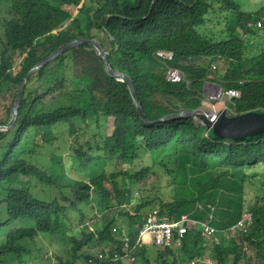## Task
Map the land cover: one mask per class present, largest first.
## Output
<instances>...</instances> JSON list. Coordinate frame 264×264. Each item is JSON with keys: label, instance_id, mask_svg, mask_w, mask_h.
<instances>
[{"label": "trees", "instance_id": "trees-1", "mask_svg": "<svg viewBox=\"0 0 264 264\" xmlns=\"http://www.w3.org/2000/svg\"><path fill=\"white\" fill-rule=\"evenodd\" d=\"M215 20L225 33L218 39L200 31ZM79 37L102 42L111 66L132 78L148 119L201 106L212 80L238 89L225 100L230 114L264 110V6L0 0V124L30 68ZM159 49L173 58L157 57ZM169 66L190 83L167 80ZM46 152L47 163L28 160ZM145 157L151 163L134 169ZM262 174L264 135L213 137L192 117L147 123L128 85L81 44L29 77L15 126L0 131V264H38L42 235L67 243L72 259L61 264H137L122 257L124 236L134 242L149 214L195 223L180 245L149 254L144 244L141 264H264ZM246 212L251 221L234 227ZM201 222L221 230L220 244L206 240ZM93 245L103 259L91 256Z\"/></svg>", "mask_w": 264, "mask_h": 264}, {"label": "water", "instance_id": "water-1", "mask_svg": "<svg viewBox=\"0 0 264 264\" xmlns=\"http://www.w3.org/2000/svg\"><path fill=\"white\" fill-rule=\"evenodd\" d=\"M92 44L96 49L97 53L101 56L104 67L107 73L123 82H125L131 92L134 103L140 113L141 118L147 122L155 121H165L177 117H192L200 124L207 127L209 133L213 137H227L230 139H248L256 136L264 135V110L257 108L253 110H248L242 113L230 114L227 108H222L217 111V118L212 121V112L210 108L199 106L192 110H181L179 112H174L166 114L160 118L148 119L145 116L144 109L139 100L136 87L133 83L132 78L125 72L120 70H115L109 61L108 53L109 51L103 46L102 42L97 37H79L66 42L52 51L49 55L38 61L33 67L30 68L26 76L24 77L14 99L11 107V114L8 122L6 124H0V131H6L13 128L17 122L18 111L25 91V86L29 77L37 72L38 70L45 67L49 62L55 60L56 58L62 56L67 50L77 48L81 44ZM221 86V85H220Z\"/></svg>", "mask_w": 264, "mask_h": 264}, {"label": "built area", "instance_id": "built-area-1", "mask_svg": "<svg viewBox=\"0 0 264 264\" xmlns=\"http://www.w3.org/2000/svg\"><path fill=\"white\" fill-rule=\"evenodd\" d=\"M257 22L258 24L260 23V21ZM155 55L165 60H171L173 58V53L165 49L157 50L155 52ZM166 78L171 82H185L187 85L189 84V80L186 78L184 71L172 66H169L167 68ZM204 88L209 92H213L214 90L219 89L217 96L218 98L231 99L239 96V91L235 88H229L226 90L213 83H206ZM216 118L217 114L215 112H212L211 120L214 121ZM250 221L251 215L250 213L246 212L243 215L242 219L239 220V222L235 226L241 227ZM190 223H195V221L190 219L186 215H184L179 221H173L169 219L159 218L154 214H149L146 220L143 222L142 226L138 229V234L134 242H131L127 237L124 238V254L122 255V257H126L131 261H134L136 259L135 252L144 245L143 238L145 235L151 236L153 243L161 248L175 246V244L180 245L181 240L184 238L185 233L189 229ZM202 229L203 233L207 237L214 236L217 232L216 228L206 223H202ZM215 242H219L218 237L215 238ZM96 255L99 258H103V254L101 252H97ZM115 257L118 258L119 254L115 253ZM89 261L92 262L93 260L90 259Z\"/></svg>", "mask_w": 264, "mask_h": 264}, {"label": "rangeland", "instance_id": "rangeland-1", "mask_svg": "<svg viewBox=\"0 0 264 264\" xmlns=\"http://www.w3.org/2000/svg\"><path fill=\"white\" fill-rule=\"evenodd\" d=\"M243 2V4H245L247 7L252 8L254 10H256V8L260 7V6H264V0H241ZM75 12H77V10H75ZM260 21V20H258ZM261 23V22H260ZM260 23L258 24V22L254 23L253 25L258 26L260 25ZM204 29V32L210 36H213L214 38L218 39L221 36H223L225 33L222 32L223 29V24L218 22V21H214V24H211L210 26H208L207 28H201L200 31L202 32V30ZM243 35V33H242ZM101 39L106 43V45H108L107 39L105 36H101ZM209 82H213L216 84H220L218 81H209ZM205 85V84H204ZM202 90L204 91L203 98H202V106L210 108L211 110L215 111V113L218 111L215 108H218V106L221 104V102L223 103L224 99L227 98H218V90H214L212 91H207L204 86L202 88ZM212 97V98H211ZM212 107V108H211ZM221 110V109H220ZM217 114V113H216ZM49 153L46 152L43 155H34V156H29L28 160L30 162L33 163H40V164H44L47 163L49 160ZM151 160H149L148 158H143L142 161L140 162L139 160L136 162V166L134 167V169H138L140 167L139 164L144 165V164H150ZM65 172L68 174V172L65 170ZM261 181L264 183V174H262V177H260ZM110 216V215H109ZM119 223L123 226V232L122 233H126V227L125 224L122 221V217L117 216ZM192 225V223H190ZM13 225V223H12ZM191 225L189 226V228L191 227ZM36 246L35 247H41V255L39 252H37L38 259H36L35 263L38 264H61L64 262L69 261L70 259H72V254L69 252L68 249V245L67 243H65L64 241H59L58 239H51V241L46 238L45 236H40V238L37 239L36 241ZM98 249L97 246L93 245L91 248H89L88 251L93 252V250ZM55 252L57 254H59L62 258L58 260L57 255L55 254ZM83 252V251H81ZM152 252H155V248L151 247L148 249V253L151 254ZM50 258V259H49ZM209 257L206 258V260H208ZM137 264H141L139 262V260H137ZM212 262V261H211ZM208 263V264H211ZM78 263L80 264V262L78 261Z\"/></svg>", "mask_w": 264, "mask_h": 264}, {"label": "clouds", "instance_id": "clouds-1", "mask_svg": "<svg viewBox=\"0 0 264 264\" xmlns=\"http://www.w3.org/2000/svg\"><path fill=\"white\" fill-rule=\"evenodd\" d=\"M187 78V77H186ZM189 83H190V81H189ZM206 83H213V82H209V81H205V83L204 84H206ZM213 84H215V85H217V86H220L221 84H216V83H213ZM203 86H205V85H203ZM220 87H222V86H220ZM223 88V87H222ZM203 91V90H202ZM203 93H204V91H203ZM232 99V98H231ZM225 100H228V99H224V101ZM202 106V105H201ZM212 108V107H211ZM228 109V108H227ZM214 110V109H213ZM193 220V219H192ZM202 223H206V222H201L200 224H201V228H202ZM193 224V223H192ZM206 224H209V223H206ZM210 225V224H209ZM212 226V225H211ZM214 227V226H213ZM234 227H236V226H234ZM233 227V228H234ZM214 228H216V227H214ZM217 229V232L215 233V235L214 236H211V237H207L204 233H203V229H202V233H203V235H204V237L206 238V240H209V241H211L213 244H215V245H217V244H220V242H221V239H220V236L218 235L219 234V232L221 231L220 229H218V228H216ZM137 234H138V231H137ZM125 234L123 233V236H124ZM216 237H218V239H219V242L218 243H216L215 242V238ZM124 238H126V236H124ZM136 239V238H135ZM135 241V240H134ZM144 244H145V242H144ZM154 244V243H153ZM146 245V244H145ZM155 245V244H154ZM161 248V247H160ZM140 249V248H139ZM138 249V250H139ZM137 250V251H138ZM136 251V252H137ZM97 252H101V251H99L98 249H95V250H93V252H92V254H91V256H97L96 255V253ZM136 252H135V257H136V259L134 260V261H137L138 260V256L136 255ZM102 253V252H101ZM98 257V256H97ZM99 258V257H98ZM100 259H103V258H100ZM133 261V262H134Z\"/></svg>", "mask_w": 264, "mask_h": 264}, {"label": "crops", "instance_id": "crops-1", "mask_svg": "<svg viewBox=\"0 0 264 264\" xmlns=\"http://www.w3.org/2000/svg\"><path fill=\"white\" fill-rule=\"evenodd\" d=\"M222 108H228V106L226 104V101H223V103L221 102V104L218 106V108H215V109L219 111ZM143 240H144V242H145V244L147 245L148 248H151V247L154 246L151 236L145 235Z\"/></svg>", "mask_w": 264, "mask_h": 264}]
</instances>
